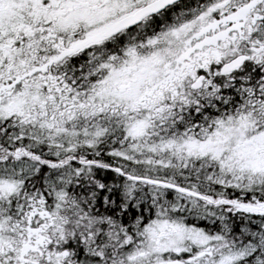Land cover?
Wrapping results in <instances>:
<instances>
[{
    "label": "snow or ice",
    "instance_id": "1",
    "mask_svg": "<svg viewBox=\"0 0 264 264\" xmlns=\"http://www.w3.org/2000/svg\"><path fill=\"white\" fill-rule=\"evenodd\" d=\"M0 264H264V0H0Z\"/></svg>",
    "mask_w": 264,
    "mask_h": 264
}]
</instances>
